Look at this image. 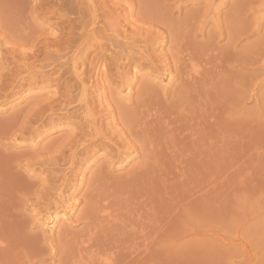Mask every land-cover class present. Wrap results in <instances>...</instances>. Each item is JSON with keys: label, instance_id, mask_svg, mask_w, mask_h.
I'll return each instance as SVG.
<instances>
[{"label": "rangeland", "instance_id": "1", "mask_svg": "<svg viewBox=\"0 0 264 264\" xmlns=\"http://www.w3.org/2000/svg\"><path fill=\"white\" fill-rule=\"evenodd\" d=\"M93 1L102 22L117 12L131 54L89 49L75 79L71 55L60 72L44 52L27 65L21 49L6 55L22 0H0V42L11 39L0 43V264H264V0ZM35 12L41 33L60 32ZM179 60L204 67L191 80ZM59 193L73 214L51 232L41 225L63 210L50 206Z\"/></svg>", "mask_w": 264, "mask_h": 264}, {"label": "bare ground", "instance_id": "2", "mask_svg": "<svg viewBox=\"0 0 264 264\" xmlns=\"http://www.w3.org/2000/svg\"><path fill=\"white\" fill-rule=\"evenodd\" d=\"M24 1V2H23ZM96 1V0H95ZM118 2H120V0H117ZM116 0H114V2H117ZM123 1V0H122ZM121 1V2H122ZM94 1L93 0H22V6H21V9H19L18 11H16L14 14H11V16H10V14L8 15V16H10V17H8L7 15H4V16H7L6 17V20H8L7 18H9V20H10V18H11V20L9 21V22H11V21H15V23L14 24H12V27H10L9 28V26H11V24L9 23V26L7 27V29L9 28V29H12V30H9V31H7L6 33H4V35H6V34H8V35H10L11 36V34H13V38H18V39H16V41L17 42H15V39H13L12 38V40L10 39L11 37H7L8 39H10L9 41L10 42H13V45L12 44H9L10 42L7 40V39H4L5 41H8L9 43V45H11L10 46V48H11V51H9V50H7L8 49V47H5V46H7V45H5L4 43H2V47L1 48H5V51L7 52L6 53V55H9L10 56V58H12L13 59V57L15 58V56L13 55V54H16L17 52H16V48H18V50H20V51H18L19 53H17V55H19L20 54V52H23V54L24 55H22V59H20V60H22L21 61V63H19V64H26L28 61H30L31 59H33V58H37L38 56H36L37 54L38 55H41L43 52L45 53V54H43V55H45V58H44V60H43V62H42V64L43 65H45L44 67L46 68V65H51V66H54V71H55V69H57V70H59L58 72H60V69L59 68H57L56 66L58 65L59 67H61L62 65H60L59 64V62L60 61H65V57L66 56H69V55H71V57H70V60H68L69 61V65L71 66V70H72V72L74 73V75H73V77L75 76V75H78L79 74V72L80 71H84V69H86V68H84V65H86V64H84V62L83 61H86V59H87V61H88V59L89 58H87L88 56H89V54L91 53L90 52V50L89 49H94V48H97V47H99L98 48V50H97V52H101L102 51V53H103V51H104V54L105 53H108V55L110 56L111 55V57L113 56H115V55H120L121 56V54H123V56H124V54H125V56L124 57H126V58H130L129 56V54H131V49H130V47H129V45H130V43L131 42H129V40H131V39H133L132 38V33L130 34V35H123L124 36V38H123V36L121 35V37H122V39H123V41H121V40H117L118 38V36H119V33H117V32H119V30L117 31V27L115 26L117 23V21L115 22L114 20H112V18H113V15H115V19L116 18H118V16L116 17V14H117V12H116V14H115V12H113V11H115V10H117L118 9V6H117V4L115 3L114 5H116L117 7V9H115V8H112V9H114L113 11L111 10V12H113L114 14L112 15V13L110 12V14L112 15V18H110L111 20H109V19H106L105 20V18H104V22H102V21H100V19H99V17H98V12H96L97 11V5L95 4V3H93ZM121 2L120 3H118L120 6H119V9L120 8H123V7H121V5L123 6L124 4V1H123V3L121 4ZM125 4H127V0H125ZM129 4L130 5H132L130 2H129ZM96 5V6H95ZM113 5V4H112ZM127 6V9H128V4L126 5ZM125 9H126V7H124ZM118 9V10H119ZM124 9V10H125ZM133 9V8H132ZM45 10H47L49 13H51V16L53 17V18H55V17H57V20L59 19V23L57 24V25H59V33L57 34V33H55V31L53 32V31H51V33H41V30H40V28H41V25H45L44 24V22L43 21H41L40 23H39V20H38V14H36L37 12H35V11H43V12H45ZM120 11V10H119ZM127 11H129V9L127 10ZM126 11V12H127ZM130 11H132L131 9H130ZM109 14V15H110ZM121 14V13H120ZM125 15V14H124ZM127 15V14H126ZM129 15V14H128ZM3 16V15H2ZM131 16H132V13H131ZM103 17H104V13H103ZM106 17V16H105ZM108 17V16H107ZM125 17V16H124ZM126 18L127 17H125V22H126ZM130 18V17H129ZM129 20V19H128ZM128 20H127V22H128ZM105 21L107 22V25L105 24ZM109 21V22H108ZM111 21H114L113 23V25L114 26H112V23H111ZM125 22H124V24H125ZM119 23V22H118ZM121 25V24H120ZM122 26V25H121ZM120 26V27H121ZM127 26V25H126ZM114 27V28H113ZM1 28V27H0ZM117 28V29H116ZM129 27L127 26V29H128ZM6 29V30H7ZM122 29H123V27L122 28H120V31H122ZM125 29H126V27H125ZM132 29V28H131ZM130 28L128 29V30H131ZM123 31H124V29H123ZM11 33V34H9V33ZM126 32H127V30H126ZM14 33H17L18 35H16V36H14L15 34ZM48 34V35H47ZM120 34H121V32H120ZM3 34H2V36H4ZM120 37V36H119ZM5 38V37H4ZM115 39V38H117V39H115V40H117V41H121V44L119 43V42H115L114 43V41H113V39ZM3 40V41H4ZM3 41H1V42H3ZM0 42V43H1ZM15 42V43H14ZM133 42V41H132ZM105 43H107L108 44V46H106L105 45ZM3 44H4V46H3ZM8 45V46H9ZM0 48V49H1ZM3 48V49H4ZM3 51V50H2ZM4 51V52H5ZM16 52V53H15ZM90 52V53H89ZM122 52H124V53H122ZM2 54H5V53H1V50H0V57H3V55ZM26 54H28V55H26ZM99 54V53H98ZM97 54V55H98ZM101 54V53H100ZM6 55H4V56H6ZM17 55H16V57H17ZM86 55V56H85ZM88 55V56H87ZM99 56V55H98ZM105 56V55H104ZM19 57H21V56H19ZM96 57V56H95ZM94 57V58H95ZM106 57H107V55H106ZM3 58H5V57H3ZM8 58V57H7ZM99 58H101L100 56H99ZM105 58V57H104ZM108 58H110V57H108ZM119 58V57H118ZM117 58V59H118ZM123 58V57H122ZM175 58V59H174ZM173 58V62H175V63H173V64H176L177 65V63H179V62H177L178 60H177V58L176 57H174ZM181 58V57H180ZM179 58V59H180ZM12 59H10V60H12ZM16 59V58H15ZM101 60V59H100ZM99 60V61H100ZM187 60V59H186ZM194 61H195V59H193ZM17 61V60H16ZM78 61H81V64H79V62ZM169 61H171L170 62V64H172V59L171 60H169ZM180 61V60H179ZM189 61V60H188ZM191 61H192V59H191ZM191 61L187 64V63H185V65L187 64V65H189V66H186V68L184 67L185 65H183L184 64V62L183 61H180L181 62V64H182V66L184 67V70L186 69L187 71L185 72V75H186V77L189 79V78H191V77H195V76H198L201 72H199L200 71V67H202V69H203V67L204 66H201V65H203V64H199L198 62H196V63H198V65H200V66H198L197 64H195L194 63V61H193V63H191ZM197 61V60H196ZM20 62V61H19ZM22 62H24V63H22ZM103 62V61H102ZM186 62V61H185ZM204 62V61H203ZM15 63V62H14ZM40 63V62H39ZM46 63H48V64H46ZM105 63V62H104ZM200 63H202V61L200 62ZM204 63H206V62H204ZM16 64H18V63H16ZM29 64H32V63H29ZM33 64H34V62H33ZM32 64V65H33ZM103 64V63H102ZM27 65V64H26ZM49 65V66H50ZM99 65H101V64H99ZM174 66L173 65V67H175V69H177L176 67L178 66ZM179 65H180V63H179ZM17 66V65H16ZM29 66H31V65H29ZM33 66H35V65H33ZM49 66H47V67H49ZM107 66V65H106ZM168 66V65H167ZM19 68H25V67H20V66H18ZM27 67V66H26ZM94 67H96V68H98V72H97V74L99 75V76H102L101 78H104L105 80H103L104 81V83H108V77H107V70H108V68H106L105 67V65H101V67H102V69H104V70H102V71H99V67L100 66H98L97 64L94 66ZM180 67V66H179ZM188 67H189V70H188ZM31 68V67H30ZM33 68H35V67H33ZM33 68H31L32 70H33ZM43 67H41V69H42ZM82 68H84V69H82ZM168 68V67H167ZM170 68V67H169ZM168 68V69H169ZM18 69V68H17ZM173 68L171 67L169 70H172ZM175 69L173 70V71H175ZM29 70V69H28ZM31 70V71H32ZM43 70V69H42ZM52 70V69H51ZM57 70H56V72H57ZM92 70H94L93 68H92ZM168 70V71H169ZM26 71V70H25ZM69 72H71L70 70H68ZM86 71V70H85ZM84 71V72H85ZM91 71V70H90ZM97 71V70H96ZM27 72V71H26ZM57 72V73H58ZM71 72V73H72ZM83 72V74H85ZM92 72V71H91ZM95 72V71H94ZM172 72V71H171ZM36 73V72H35ZM38 73H39V71H38ZM45 73V72H44ZM55 73V72H54ZM93 73V72H92ZM96 73V72H95ZM94 73V74H95ZM165 73V72H164ZM49 71L47 72V73H45V75H46V77H48L49 78ZM52 73H50V75H51ZM58 74H60V73H58ZM68 74V73H67ZM82 74V73H81ZM31 75V74H30ZM72 75V74H71ZM32 76V75H31ZM30 76V77H31ZM59 76V75H58ZM80 76V75H79ZM84 76V75H83ZM82 76V77H83ZM95 76V75H94ZM97 76V75H96ZM95 76V77H96ZM99 76H97V77H99ZM29 77V76H28ZM29 77V78H30ZM51 77V76H50ZM57 77V76H56ZM56 77H55V79H56ZM91 77V76H90ZM107 77V78H106ZM32 79L34 78L33 76L31 77ZM44 78V77H43ZM59 79H60V76L58 77ZM58 78H57V80L56 81H58ZM75 78V77H74ZM92 78H94V77H92ZM193 78H191V80L193 79ZM47 79V78H46ZM53 79V78H52ZM75 79H77V77L75 78ZM83 79V78H82ZM81 79V80H82ZM95 79V78H94ZM97 79V78H96ZM50 80V79H49ZM91 80V79H90ZM101 80V81H102ZM32 81V80H31ZM33 81H34V79H33ZM32 81V82H33ZM41 81V80H40ZM43 81V80H42ZM47 81H48V79H47ZM47 81H45V83L47 82ZM53 81V80H52ZM61 81V79L59 80V82ZM35 82H36V80H35ZM38 82V81H37ZM82 82V81H81ZM79 80H78V85H82V83H81ZM88 82V81H87ZM90 82V81H89ZM95 82H96V80H95ZM44 83V82H43ZM80 83V84H79ZM102 83V82H101ZM101 83H99V84H101ZM33 84H35V83H33ZM60 84H62V82L60 83ZM86 84V83H85ZM130 84V83H129ZM141 84V83H140ZM58 84L56 83V86H57ZM107 85V84H106ZM59 86V85H58ZM57 86V87H58ZM98 86H100V85H98ZM98 86H97V88L96 89H98ZM132 86V85H131ZM77 87V86H76ZM81 87V86H80ZM80 87H78V89L80 88ZM87 87V86H86ZM102 87V86H101ZM82 91H79V93L81 92V96L84 98L85 97V99H86V96H85V94H86V92H87V90H86V88L84 87V86H82ZM131 90V89H130ZM77 91V90H76ZM78 93V92H77ZM85 93V94H84ZM17 94V93H16ZM17 95H19V94H17ZM51 95V94H50ZM15 96V95H14ZM55 96V95H54ZM99 97H100V94H99ZM16 98V97H15ZM14 98V99H15ZM18 98V97H17ZM33 100V99H32ZM81 100V99H80ZM98 100V99H97ZM51 102V101H50ZM78 102H80V101H78ZM115 103V102H114ZM48 104V103H47ZM52 104V103H51ZM51 104H49V105H46V108L45 107H43V108H45L46 110L48 109V110H52L53 108H55V106L54 105H51ZM100 104V103H99ZM108 104V103H107ZM36 106V105H35ZM38 106V105H37ZM44 106H45V104H44ZM37 108V107H36ZM107 108H108V111H110L109 110V108H111V105H110V103H109V105L107 106ZM42 109V108H41ZM45 109H44V111H45ZM56 109V108H55ZM47 110V111H48ZM58 110V109H57ZM36 111V110H35ZM41 111V110H40ZM53 111V110H52ZM112 111V110H111ZM110 111V112H111ZM50 113H52V112H50ZM111 115H114L112 112L110 113ZM53 115V114H52ZM86 117V116H85ZM88 117V116H87ZM86 117V118H87ZM91 117H92V115H91ZM114 118V117H113ZM49 119V118H48ZM88 119V118H87ZM91 118H89V120H90ZM92 120V119H91ZM119 120V123L117 122V120H116V122L118 123L117 125H119V124H122L121 123V120L120 119H118ZM94 121V120H93ZM112 121H113V119H112ZM115 121V120H114ZM133 124V123H132ZM140 125V124H139ZM122 126H124V127H126L125 126V124L124 125H122ZM128 126L129 125H127V127L125 128V130H127L128 129ZM116 127V126H115ZM124 127H119V128H123L124 129ZM137 127V126H136ZM140 127V126H139ZM130 128V127H129ZM118 129V128H117ZM123 129H120L121 131V136H123L122 137V139L124 138V136H126V135H129V134H131L130 136H133L132 135V133H130V131H127V133H125V134H123L124 132H125V130H123ZM124 132H123V131ZM96 131V130H95ZM99 131V130H98ZM119 131V130H118ZM73 132V131H72ZM89 132H91V131H89ZM93 132H94V130H92V134H93ZM123 132V133H122ZM128 132H129V134H128ZM81 133V132H80ZM14 134V133H13ZM39 134V133H38ZM74 134V133H73ZM113 135H114V132L112 133ZM86 135V134H85ZM94 135V134H93ZM88 136H89V133H88ZM87 136V137H88ZM96 136V135H95ZM97 136H98V133H97ZM136 136V135H135ZM56 137V136H55ZM86 137V136H85ZM86 137V138H87ZM128 137V136H127ZM138 137V136H137ZM136 137V138H137ZM48 138V137H47ZM131 138V137H130ZM129 138V139H130ZM134 138V142L137 144V142H138V144L139 143H141V142H143L141 139H140V141L138 140V139H135V137H133ZM46 139V137L45 138H43V140H45ZM53 139V138H52ZM51 139V140H52ZM77 138H75V140H76ZM80 139V138H79ZM83 139V138H82ZM48 140H50V139H48ZM74 140V139H73ZM117 140H118V138H117ZM126 139L124 138V141H125ZM130 140H132V138L130 139ZM136 140H138L137 142H136ZM77 141H78V139H77ZM77 141H75L76 143H78ZM118 141H122L121 139L120 140H118ZM70 142H71V140H70ZM70 142H67L66 144H67V150L68 151H70V153H71V151H74L75 149L72 147H70V145H69V143ZM73 142V141H72ZM71 142V144L75 147L76 145H74V144H76L75 142H73L72 143ZM83 142V141H82ZM86 142H88V141H86ZM126 142V141H125ZM127 142H129V140L127 139ZM132 143H134L133 141H131ZM45 143V142H44ZM46 143H49V141L48 142H46ZM131 143V144H132ZM127 144V143H126ZM46 145V144H45ZM48 145V144H47ZM78 145H81V144H78ZM125 145V144H124ZM139 145H142V144H139ZM138 145V147H139V149H142V147L144 148V146L143 145H145L144 143H143V145L142 146H139ZM41 146V145H40ZM66 145H64V149L66 148L65 147ZM127 146H129L130 147V149L132 150L134 147H133V145H131L133 148H131V146L130 145H127ZM126 146V147H127ZM137 146V145H136ZM45 147V146H44ZM47 147V146H46ZM80 147V146H79ZM146 147V146H145ZM63 148H61V149H63ZM78 148V147H77ZM76 148V149H77ZM118 148H120V147H118ZM125 150H126V148L125 147H123ZM59 149V148H58ZM74 149V150H73ZM82 149H83V147H82ZM146 149V148H145ZM45 150V149H44ZM56 150V149H55ZM116 150H117V148H116ZM120 150V149H119ZM122 150V149H121ZM57 151V150H56ZM61 152H60V154H58L55 158H62V160H63V158H64V156H65V159H67L68 157H67V155L68 154H63V152L64 151H62V150H60ZM76 151V150H75ZM74 151V152H75ZM128 151H129V149H128ZM73 152V153H74ZM118 153L117 154H119L121 151H117ZM65 153H66V151H65ZM76 153V152H75ZM122 153H126L124 150L122 151ZM122 153H120V155L122 154ZM114 154V153H113ZM128 154V153H127ZM69 155H72V154H69ZM114 155H116V154H114ZM126 155V154H125ZM48 156V155H47ZM118 155H116V157H117ZM44 157V156H43ZM48 157H50V156H48ZM70 158H71V156H69ZM121 157V156H120ZM119 157V158H120ZM124 156H122V158H123ZM52 158V157H51ZM50 158V160H48L47 162H45L44 161V163H46L47 165V167H48V169L50 168V169H53V166H54V168L55 169H57L58 171H59V168H60V166L58 167L57 166V168H56V163H58L59 161H60V163H62V161H61V159L59 160L58 159V162L56 161L57 159H55L54 157V159L52 158L51 159ZM73 158V157H72ZM117 160H118V158H116ZM121 159V158H120ZM127 159H128V155L125 157V158H123L121 161H120V164H121V166L124 164H127ZM71 160V159H70ZM129 160V159H128ZM65 161H67V162H69L68 160H65ZM67 162H63V163H67ZM119 162V161H118ZM43 163V162H42ZM69 163H71V162H69ZM68 164V163H67ZM119 164V165H120ZM44 165V164H43ZM60 165V164H59ZM63 165V164H62ZM62 165H61V168L60 169H62ZM41 167H42V164L40 165ZM64 166H65V164H64ZM64 168V167H63ZM41 169V168H40ZM45 171H47L48 172V170H45ZM44 171V172H45ZM51 171V170H50ZM49 171V172H50ZM52 171H54V170H52ZM58 171H56V172H58ZM49 172H48V175H49ZM62 172V171H61ZM53 173V172H52ZM47 174V173H46ZM63 174V173H62ZM51 176H53L52 174H50ZM61 175V174H60ZM60 175H59V177H60ZM93 175V174H92ZM55 176H56V173H55ZM55 178V177H54ZM54 180V181H53ZM52 180V182L53 183H57V182H59L58 180H56V178L55 179H53ZM55 180L57 181V182H55ZM51 182V183H52ZM70 182V181H69ZM63 184H65V186H66V183H63ZM53 185V184H52ZM62 185V184H61ZM60 185V186H61ZM57 185H54V187H56ZM59 186V187H60ZM64 185H62V187H63ZM65 186L63 187V188H65ZM73 186V185H72ZM72 186H70V188L72 187ZM59 187L57 188L58 189V191H59ZM62 187H61V189H62ZM67 187V186H66ZM74 188V187H73ZM54 188H52V190H53ZM63 190V189H62ZM73 190V189H72ZM56 191V190H55ZM60 192H61V190H60ZM60 195H58V198H55V199H53V195H51L52 196V201L53 202H55V203H52V205H50V206H53V209L54 210H58V209H63V210H61V211H56V213L51 217V218H46L44 221H43V223H42V225L41 226H44V228L46 229H48L49 231H54L55 229H56V227L57 226H59V224H60V222L61 221H65L66 219H67V217H68V215H71V214H73V206H71V205H69L68 204V200H66L65 198H62V197H60L61 196V193H59ZM50 195V194H49ZM54 197H56V196H54ZM65 197V196H64ZM73 197V196H72ZM47 199L48 198H46V200H45V198H44V201H47ZM51 199V198H50ZM65 199V200H64ZM54 200H57V201H54ZM50 201V200H49ZM52 201H50V202H52ZM47 203V202H46ZM49 203V202H48ZM42 204V203H41ZM43 204H45V203H43ZM44 206V205H43ZM43 206H42V209H43ZM77 206V205H76ZM47 207H49V206H47ZM51 208V207H50ZM49 208V209H50ZM48 209V210H49ZM76 210V209H75ZM47 211V210H46ZM43 212V211H42ZM47 215V214H46ZM71 217V216H70ZM69 221H70V219H69ZM68 221V222H69ZM64 223V222H63ZM62 224V223H61ZM65 225V224H64ZM59 229H60V227H58ZM57 228V229H58ZM58 229V230H59ZM57 230V232H59ZM46 231V230H45ZM60 233V232H59ZM88 239V238H87ZM90 240V239H89ZM101 257V256H100Z\"/></svg>", "mask_w": 264, "mask_h": 264}]
</instances>
